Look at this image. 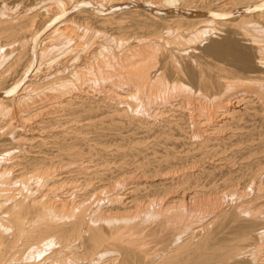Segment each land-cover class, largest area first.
I'll use <instances>...</instances> for the list:
<instances>
[{
	"label": "bare ground",
	"instance_id": "6f19581e",
	"mask_svg": "<svg viewBox=\"0 0 264 264\" xmlns=\"http://www.w3.org/2000/svg\"><path fill=\"white\" fill-rule=\"evenodd\" d=\"M101 1L137 7L128 8L127 16H99L95 13L102 14L100 8L94 7L95 12L77 19L67 9L71 0L12 4L0 0V264H264V158L258 156L260 151L237 147L231 156L225 153L228 157H220V163L233 168L219 177H209L203 165L204 159L222 156L243 142L232 137L234 141L219 147L214 138L222 124L213 121L235 112L229 108L234 100L247 102L248 107L264 104V0H227L212 6L206 0L197 7L193 0ZM172 8L176 9L172 15L160 12ZM127 21L155 31V40L130 46L122 56L107 41L94 42L92 28L101 33L105 24L116 22L121 27ZM94 22L100 24L94 26ZM164 32L169 36H162ZM216 33L222 36L214 38ZM202 39H207L206 52L195 53L193 44ZM170 43L174 44L171 49L167 48ZM160 49L161 57L157 56ZM109 87L126 105L139 107L146 115L154 109L162 113L165 106L180 108L173 114L177 123L169 120V125L155 128L154 132L167 136L182 127L186 108L194 105L195 116L189 121L197 150L178 160L167 152L155 168L156 173L181 170L182 174L159 177L153 191L126 202L124 190L114 191L115 182L131 189L129 193L152 184L123 182L119 177L104 182L95 168V176H85L78 190L64 193L61 188L72 179L71 167L103 154L106 147L100 141L86 147L77 133L53 141L56 150L16 161L28 150L21 145L25 138L14 125L15 117L26 120L50 105L64 112L66 118L59 122L65 125L97 118L111 109L104 110L84 96L106 94ZM111 111L119 118L128 115L122 108ZM8 140L17 143L16 150L6 146ZM64 166L70 175H63ZM197 166H202L198 173ZM13 167L19 171L11 176ZM80 189L83 192L78 194ZM130 202L131 210L126 206Z\"/></svg>",
	"mask_w": 264,
	"mask_h": 264
},
{
	"label": "rangeland",
	"instance_id": "374dc122",
	"mask_svg": "<svg viewBox=\"0 0 264 264\" xmlns=\"http://www.w3.org/2000/svg\"><path fill=\"white\" fill-rule=\"evenodd\" d=\"M8 1H9V3L12 4L13 2H15L17 0H11V1L8 0ZM18 1H22V0H18ZM35 1H37V0H23V3L24 2L25 3H28V2L33 3ZM204 1H206V0H193L192 5H194L193 7H197L199 4L201 5V2L203 4ZM207 1H212V3H211V6H212L215 4L216 5H222L227 0H207ZM96 2L98 3V5ZM213 2H214V4H213ZM77 3L79 5H77ZM86 3H87L88 8L86 6ZM100 3H104V4H100ZM110 3L111 2H109V1L105 2V1H101V0H95V1H93V0H88V1L87 0H71V3L69 2L67 4V5H70V6H68L67 9L69 10V12H70V10L72 11L69 13L70 16L78 17L77 19H83V18L87 17V16H85L84 13L90 14V12L92 13V12L96 11V9L94 7H97L98 9L100 8L99 13H102V14L95 13L96 15H99V16L104 15V13H106V14L110 13L109 15H115V16H119L120 14L127 16L126 11L128 8L137 7V6H133L132 4L127 5V3H121V5H111ZM40 4L41 3H39L37 6H40ZM84 4H85V6H84ZM94 5H97V6H94ZM73 6H75L76 8L74 9ZM77 6H78V8H77ZM211 6H207V7H211ZM80 8H82V9H80ZM105 8H107V9H105ZM217 8H220V7L219 6H213V9H217ZM88 9L91 11H89ZM224 9L226 10L228 8L224 7ZM228 10H230V9H228ZM174 11H176L175 8H172V10H167V9L160 10V12L164 15H172V13H175ZM169 12H170V14H168ZM89 19H91V18H89ZM96 20H97L96 18H93V21H96ZM132 22L133 21L123 22L122 23L123 26H121V27L116 22L110 23V24H105L103 26V28L101 29V31H102L101 33H98L99 32L98 30H96L95 28H92L95 30L94 35L96 36V37L94 36V42L102 43V42L107 41L106 43L108 46L114 47L116 55L122 56L125 54L126 51H128L127 49L130 46L136 45L137 47L138 46L140 47V45L142 46L143 43L146 44L150 40L151 41L155 40V37H156L155 31H152L148 28L140 27V26L136 25L135 22L134 23H132ZM60 24H61V22L58 23V25H60ZM97 24L99 25L100 22H94V26H98ZM81 28H83V27L81 26ZM97 28H99V27H97ZM143 31H144V33H143ZM216 34L213 36L214 38L218 37L217 39H219L222 36V34H220V33H216ZM218 34H219V36H218ZM161 35L164 37L169 36L168 34H166V32H164ZM149 36L151 38L153 37L154 39L153 38L151 39ZM199 42H201V43H199ZM199 42H197L196 44H193V45L196 48L195 51L198 50L195 53L198 52V53L202 54L203 51L206 50V46L208 44L207 39L205 41H203V39H202V41H199ZM126 43H127V45H126ZM94 44H96V43H94ZM201 44H202V46H201ZM171 45H174V44L170 43V45H168L167 48L169 47L171 49ZM147 49L150 50V48H147ZM154 51H155V49H154ZM161 51L162 50L160 49L157 56L161 57V53H162ZM205 52L203 54H205ZM153 56H154V59L152 62H154V64H155V53ZM8 88H9V86H8ZM125 91H126V88H123L122 89V95L123 96H126V94H127ZM104 94H105V92L104 93L102 92L99 94L90 92L89 94H87V95H90V97L87 95H85L84 97L87 98L88 101L95 100V101L99 102V105L104 110H110V109L113 110L114 108L126 109L128 111V115H124V116H122V118H119V116L117 114H114L110 110V111H107L106 113L104 112L105 114H100V116H98L97 118H93V119L89 118L88 120L82 119L79 122H76V121L67 122L65 125V123L62 124L63 122H59L62 119L64 120V118H66L62 114L63 111L56 110L53 107L51 108L50 105H46L45 107L40 109L39 112H37L35 115H33L34 112H32L31 114L26 116V120L25 119L22 120L19 117H17V118L15 117L14 125L15 126L18 125L17 131L18 132L20 131L21 136L25 138L24 142H22L21 145L22 146L25 145L24 146L25 149L28 150L22 154L20 152L16 151L15 152L16 155L21 154L19 157L18 156L16 157V161L17 162L22 161V160L26 161V158H28L30 155H36V154L43 155L41 151L51 152L53 150H56L55 149L56 148L55 143H53V141L59 140V138H61L64 135H65V137L68 135V139H70L71 135L73 137L74 134L76 135V133H77L78 134L77 137H79V140L82 141L84 146H86V147L90 144L91 145L95 144V141L96 142L100 141L102 144H105L106 147L103 149V154H101L100 152H99L100 154L96 153L90 159H87V158L84 159V162H82V163L80 162V165H78L76 168L71 167V168H74L73 169L74 171H72L74 174L71 173L70 171H68L69 167L66 168L64 166L65 169L62 168L63 175H70V173H71L70 176L72 178L70 180L67 179L66 181H68V182H65L67 184L65 185L64 188H61V190H63L64 193L66 192V190H69L70 192H72L73 190H78L77 188H79V184L81 185L84 183L85 176L86 177L89 175H90L89 177L95 176V174H94V170H96L95 168H97V170L99 171V175L100 176L102 175V177L104 178V180H103L104 182L110 181V180L112 181V180L117 179L116 177H119L121 179H118V180H123V182H125L126 180H127L126 182L136 181V182H140L142 186L144 184H146V185L150 184V183L152 184L151 187H149V188L141 187L139 189L138 193L134 191V193L132 192L133 193L132 194V193H129V191L131 189H129V188L127 189L126 188L127 186H122L123 183L117 185V183L115 182V184L113 186L116 189H114V191L120 192L121 190H124L126 192L125 196H126L127 200H126V198H124L126 202L130 201V199L132 200L136 196H139L141 194H145L146 191H148L149 189L151 191H153L155 189V182H158L162 176H166V175L168 176L169 175L171 177L172 175L182 174V172H184V171H181V170L176 171V172L165 170L164 172L159 171L160 173L159 172L156 173L155 168H158L157 164L159 163L160 160H162L164 158V156L167 154V152L174 153L176 155L174 160H178L179 156H186V155L189 156V155H191V153H193L194 151L197 150V144H196V142H194L195 141L194 139H196V138L194 136H192L194 130H193V127L191 125L192 123L189 121L190 117L195 116V111L193 110L194 105H190L191 107L188 106L186 108V109H188V111L185 113L187 116V119L182 120V123H181L182 127L176 128L174 130V134L167 136L166 134H159L158 132H154L155 128H157L158 126H161V125H165V124L169 125V123H168L169 120L172 121L173 124L177 123L178 122V120H176L177 117L173 114H178L181 110L180 108H177L175 110V107L172 106L174 109L170 110V106L169 107L165 106L166 108L165 107L161 108V110H164V112H162V113L161 112L155 113V109H154V111H151L150 113H147V115H146V113L141 112V109L139 107L138 108L135 106L130 107V106H128V103L126 105L124 98L121 97L115 90L113 91V89H110V87L108 90H106V94L105 95ZM119 98H120V100H119ZM102 99H104V100H102ZM118 100L121 103H118L119 102ZM123 102H124V104H123ZM248 104L249 103H247V102H244V103L239 102L238 103L234 100L233 103L230 104L231 106L229 105V108H231V110L234 109L235 112L226 113L223 118H222V115L218 116L220 120H214L213 121V124H217V125L222 124L221 125L222 127L218 131L215 132L216 138H219V139L214 138L215 139L214 141L218 142L219 147H221V145H225V144H228V143L234 141V139L236 140V137H237V139L240 138L243 142L240 144V146L239 145H237V146L233 145V147L231 146V148L228 149L227 152L222 153V156L221 155L215 156L213 159H204L205 162L203 165H206L208 167L207 171L210 173V175L208 174L209 177L211 175L216 176V174H217L216 177H219L223 173H226L227 170H229V168L230 169L233 168V167H229L231 165L228 164L227 162H226L227 164L223 165L225 163V161H222L223 163H220L219 160H221V159H219V158L220 157H228V156H226L227 154L229 156H231V152L233 151V149H236L237 147H238L237 149H239L240 151H247L251 147H252L251 149L255 148V150L260 151L258 156H261L264 158V104H260V102H257L256 104L253 103V105L251 107H248L249 106ZM206 107L208 110L210 109V103L209 102L206 103ZM45 109H46V111H45ZM134 110L139 115L138 114L134 115V117L129 116L130 114L135 113ZM156 117H158V118H156ZM57 118H59V119L57 120ZM215 119H218V118H215ZM95 122H96V124H93ZM223 124H225V125H223ZM69 126H71V127H69ZM73 128L75 130H78V131L75 132V130ZM62 130H64V131H62ZM61 131H62V133H60ZM66 132L69 134H67ZM234 132H235V134H234ZM22 134H24V135H22ZM241 135H243V136H241ZM241 137H243V138H241ZM228 139L229 140L231 139V140L229 141ZM222 142L224 144H221ZM6 143H7L6 146H8V147L13 146V148L16 150L17 147L15 148L14 146H17V143L12 144V143H10V140L6 141ZM97 146L100 149L101 144H98ZM225 153H227V154H225ZM22 155H24V156H22ZM220 165H223L224 167L213 168V167H219ZM18 167H19V165H18ZM17 169H18L17 167L11 168L10 175L13 176V175L18 174L19 170L17 171ZM188 169H189V171L191 170L190 168H188ZM195 169H196L195 170L196 173H198L201 171L202 166H197ZM232 170H234V169H232ZM66 172H67V174H66ZM114 177H115V179H114ZM62 180H64V179H62ZM62 180H60V181H62ZM77 180H78V184H77ZM97 180L98 179H94V182H97ZM104 186L107 187V185H104ZM116 186L118 187V189ZM105 187H102L101 189H103V188L105 189ZM70 188H72V189L70 190ZM58 191L59 190H57V192ZM81 191L83 192V189H80V191H78L77 193L81 194ZM57 192H54V193H57ZM176 193H180V192L177 191ZM119 203H121V201ZM132 205L133 204H131V202H130L126 206L128 209H130V207H132L131 209H133ZM152 208H154V207H152ZM123 209H122V211H124Z\"/></svg>",
	"mask_w": 264,
	"mask_h": 264
}]
</instances>
